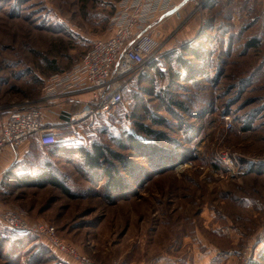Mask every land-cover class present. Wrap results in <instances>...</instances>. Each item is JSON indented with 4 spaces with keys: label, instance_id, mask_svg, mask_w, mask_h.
<instances>
[{
    "label": "rangeland",
    "instance_id": "1",
    "mask_svg": "<svg viewBox=\"0 0 264 264\" xmlns=\"http://www.w3.org/2000/svg\"><path fill=\"white\" fill-rule=\"evenodd\" d=\"M117 2L0 0V115L39 100L51 61L66 70L108 37ZM153 37L162 60L160 75L148 70L152 85L133 83L106 116L68 128L47 121L58 144L95 142L120 154L132 168L117 173L122 189H102L106 178L79 157L46 149L35 154L42 161L34 174L50 166V175L23 178L35 186L7 185L0 209L55 226L100 263L264 264V0H197L164 19ZM186 46L197 56L184 55ZM135 122L162 135L142 138L155 152L115 143L135 134ZM221 153L235 156L230 170ZM22 240L0 244V264H74L37 237Z\"/></svg>",
    "mask_w": 264,
    "mask_h": 264
},
{
    "label": "built area",
    "instance_id": "2",
    "mask_svg": "<svg viewBox=\"0 0 264 264\" xmlns=\"http://www.w3.org/2000/svg\"><path fill=\"white\" fill-rule=\"evenodd\" d=\"M196 1L118 0L108 19L111 34L94 41L70 69L47 76L39 102L51 105L70 102L79 94L88 96L87 101L79 102L80 109L70 116L69 122L59 125L64 128L110 114L123 102L131 83L160 56V43L153 37L155 27L183 6ZM5 112L6 118L0 126V158L5 152L26 145L32 139L45 148L57 143L55 126L43 119L35 101L11 106ZM78 140V135L73 134L71 141ZM220 159L229 163L226 168L230 170L235 156L221 153ZM0 223L13 233L43 240L50 251L64 255L74 264H117L92 260L73 244L63 241L55 226L46 222H29L25 213L18 209H0Z\"/></svg>",
    "mask_w": 264,
    "mask_h": 264
},
{
    "label": "trees",
    "instance_id": "3",
    "mask_svg": "<svg viewBox=\"0 0 264 264\" xmlns=\"http://www.w3.org/2000/svg\"><path fill=\"white\" fill-rule=\"evenodd\" d=\"M256 43H257V41L252 40V43H250V44H256ZM183 54L184 55L189 54L192 56H197V51L193 48L186 46L184 48ZM163 58H164V56H163ZM161 60L162 59H157L153 63L149 64L145 68V70L142 71L138 75V77L136 78V80L133 83H135L137 81V84L148 83L149 85H152L153 79H152L151 75L149 76L150 71H148V70L150 68L155 69V72L160 75L161 72H160V69L158 68V66L161 64ZM176 61H179V64H182V65L185 64V62L182 61L181 59H179V57L176 58ZM54 64H55V62L51 61L48 65V68L53 69V71L55 73L64 72V71L70 69L74 65L73 64L72 66H70L66 70L59 71L58 67H55ZM133 83H131L130 86H132ZM128 90H129V88H128ZM140 90L143 91V93L152 91L151 88H150L151 91H149V90L147 91V89H144L143 87H140ZM137 94L138 93H134V91H132L129 94V97L135 100ZM79 109H80V106L78 108V111H79ZM135 114L136 113H133V115H135ZM70 116L69 117L67 116L63 121H60V123H58V124L69 122ZM157 120L163 121L162 119H157ZM134 125H135V134H131V133L126 132L123 135H121L120 137L113 139L115 141V143L117 144V146L121 149H124L125 147L126 148L129 147L130 149H132V151H136V152L140 153V155L148 154V152L149 153L155 152L156 151L155 147L151 146V143L149 141H144L142 138L148 136L151 138L155 137L158 139V137L162 138V135H160V133H156L155 131L150 130L149 128H147L142 123L135 122ZM114 141H112V142L114 143ZM47 150H48V153L53 154V155H57V154L62 153V154H66V157H68V158L72 154L79 157L80 160L82 161L83 165L86 168H88L89 170H92L94 172L100 173L106 178V182L103 185L102 189H105L108 191H114V190L120 191L122 189V183L119 180V177H118L119 174H117L119 171H122V174H126V175H130L132 172V168L126 163V161L124 160V158L120 154L109 151V150H107V148H105V147H103L100 144H97L95 142H92L89 147L84 146V147H78V148L75 146L73 147L72 145H69L66 142L62 143V144L56 143L55 145H53L51 147H47ZM50 170H51L50 166H46V169L41 171V173H39L38 175H35V176H28V178L29 179L30 178H35V179L40 178L41 177L40 175H42L45 172H47V176H49L51 173ZM28 178L23 179L25 181H23L21 179L22 182L24 183V185L35 186L37 184V181L32 182ZM21 180H19V181H21ZM50 183L57 184L54 181H51ZM1 226H2V224H1ZM2 227L4 229H2V228L0 229V231H1L0 232V244L1 243H8V245H10V246L13 244H18V243L20 244L21 241H23L22 240L23 237L27 238V237L31 236V235H26V234L13 233L10 230L6 229L4 226H2ZM50 252L53 253V251H50ZM253 264H257V263L253 262Z\"/></svg>",
    "mask_w": 264,
    "mask_h": 264
},
{
    "label": "crops",
    "instance_id": "4",
    "mask_svg": "<svg viewBox=\"0 0 264 264\" xmlns=\"http://www.w3.org/2000/svg\"><path fill=\"white\" fill-rule=\"evenodd\" d=\"M49 72H51L50 74L55 73L53 69L50 68L48 73ZM39 100L36 101V104L41 110L43 119L46 122L48 121L52 124H58L67 116L69 117L70 115L76 113L80 106L79 102L87 101L88 96L85 94H79L74 96L73 100L70 102H56L51 105H45L44 103L39 102ZM5 118L6 113L0 115V126L3 124ZM46 149L47 147H41L38 142H34L27 143L26 145L5 152L0 158V191L5 189L7 185L18 183L19 180L32 176L41 160H38L39 155L35 154ZM35 175H37V173L33 176Z\"/></svg>",
    "mask_w": 264,
    "mask_h": 264
}]
</instances>
